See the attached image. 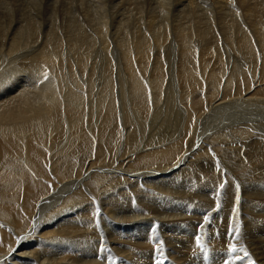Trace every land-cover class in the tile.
I'll return each mask as SVG.
<instances>
[{
  "label": "bare ground",
  "instance_id": "obj_1",
  "mask_svg": "<svg viewBox=\"0 0 264 264\" xmlns=\"http://www.w3.org/2000/svg\"><path fill=\"white\" fill-rule=\"evenodd\" d=\"M144 8L149 20L133 30L132 10ZM131 9L109 0H0V62L10 61L0 68V264H264V0H150ZM54 55L83 72L85 85L74 70L75 86L41 81L64 62ZM96 55L109 77L116 59L125 80L123 126L115 89H97L106 105L89 100L96 69L86 60ZM177 93L185 110L164 104L181 110L177 132L150 136L148 148L127 110L150 111L155 124L163 96ZM219 111L224 131L205 130ZM201 177L210 194L190 183ZM55 201L60 208L43 222ZM64 207L71 210L57 223ZM127 208L140 213L122 215ZM168 228L177 233L165 236Z\"/></svg>",
  "mask_w": 264,
  "mask_h": 264
},
{
  "label": "rangeland",
  "instance_id": "obj_2",
  "mask_svg": "<svg viewBox=\"0 0 264 264\" xmlns=\"http://www.w3.org/2000/svg\"><path fill=\"white\" fill-rule=\"evenodd\" d=\"M109 2L110 3H112V4H116V5H119V6H121V7H126V8H130L131 9V7L135 4H137V5H139V6H142V7H146L147 6V8H148V5L150 4V0H109ZM132 10V9H131ZM145 10H146V8H144L143 9V12H141V13H138V12H136V11H133L132 10V12L134 13V14H136V18L133 20V22H132V27H133V30H134V26H135V24L140 20V19H142V18H146L145 20H149V17L148 16H146L145 15ZM16 14H17V18H22V15H21V13H19V12H15ZM223 29H226V30H228L227 28H223ZM221 45L224 47V45L221 43ZM175 49L176 50H174V60L176 61L177 60V56H178V47H177V44L175 43ZM173 48H174V44H173ZM111 49H112V47H111ZM28 50V49H27ZM26 50V51H27ZM162 52H164V51H162ZM161 52V53H162ZM156 53L157 52H154L153 54H155V55H152V58H151V61H150V63H152V64H154V63H156L157 61L155 60V56H156ZM165 53V52H164ZM118 54V59H119V57H121V59H120V64H121V61H122V58H124V56L121 54V53H117ZM137 55V54H136ZM176 55V56H175ZM199 55H197V56H195V61H196V59H197V63L198 64H200L201 65V63L203 62V63H206V62H204L203 60H201L202 59V53H201V56L200 57H198ZM136 58H139V56H135ZM62 57L60 56V55H54L53 56V62L55 61V60H59V59H61ZM199 58H201V59H199ZM208 59H209V57H207ZM207 58H204V59H206V60H208ZM5 59V61L6 62H3V61H1L0 62V68L3 66V67H5L6 65H8L9 64V58H7V57H5L4 58ZM63 59V58H62ZM113 59V58H112ZM140 59V58H139ZM64 60V59H63ZM73 60H77V58H73ZM116 59H113L112 61H113V71H114V74H113V76L111 77H109V75L108 74H106V73H108V70H106V71H104L103 69H104V61L103 60H100V57H98L97 55L95 56V58H94V60H86V64H87V66L91 69V71L92 70H95L96 69V71H93L94 73H92V75H94V76H92V78L94 79L93 80V82H94V84L96 85L95 87H94V89H96V91L94 90V97H92V99H89V100H91V102L93 103V106L95 107V100H96V98L97 99H99V100H101L103 103H105L104 105H106L108 102H105V99H107V96L106 97H104L103 95H100V93H99V90H97V89H108V87L110 88V87H112L111 89H115V91H116V99H117V107H116V117H117V121H118V124L120 125V126H123L122 124H123V120H122V115L121 114H123L122 113V111H121V109H122V107L125 105V103H123L124 101V95L121 93V91H122V89H125V80H124V78H123V76H122V74H120L119 73V68L117 67V66H115L116 64H115V61ZM154 60V61H153ZM200 60H201V62H200ZM161 61H162V63L164 64V66H165V69L167 70V74L169 73V72H171V74H174L175 72H176V68L174 67V66H172V64L170 63H168L167 62V60H166V58H162L161 59ZM88 62V63H87ZM90 62V63H89ZM68 62L67 61H65L64 60V62L63 63H58V66H57V70L56 69H54V67L52 66V68H51V70H52V72L54 73V77H52L51 76V74L50 73H48V72H50L49 70H47V75H46V79L45 78H43V79H41V81H47L48 79H57V83H62L63 84V86L66 84V83H68V84H71V83H73L74 84V82L73 81H75L74 79H73V77H72V75H71V73H70V71H72V70H74V71H76V74L75 75H77V79L78 80H80L81 82H83V72H78L76 69H72L71 67H68L69 66V64H67ZM103 63V64H102ZM176 64H177V62H176ZM124 62H123V65H121L122 67H124ZM155 66V65H154ZM95 67H97V68H95ZM172 67V68H171ZM206 67V66H205ZM71 68V69H70ZM64 69V70H63ZM171 69V70H170ZM165 70V71H166ZM60 71V72H59ZM64 71V72H63ZM67 71V72H66ZM74 71H72V72H74ZM65 74V76H64V74ZM67 73V74H66ZM70 73V74H69ZM50 74V75H49ZM63 74V75H62ZM88 74V73H87ZM124 74L125 75H127L128 73L126 72V71H124ZM152 74H153V70H152ZM58 75H60V76H58ZM71 75V76H70ZM106 75H107V77H106ZM154 75V74H153ZM51 76V77H50ZM105 76V77H104ZM120 76V77H119ZM60 77V78H59ZM62 77V78H61ZM203 77V76H202ZM48 78V79H47ZM69 78H71V79H69ZM108 78V79H107ZM113 80H112V79ZM62 79V80H61ZM105 79L107 80V81H105ZM115 79V80H114ZM121 79V80H120ZM167 79H169V77L167 76ZM203 80L205 81L206 80V78L205 77H203ZM124 81V83H122ZM107 82V85L105 84ZM109 82V83H108ZM84 83V82H83ZM82 83V84H83ZM112 83V84H111ZM206 83H207V80H206ZM111 86H110V85ZM166 84L168 85V83L166 82ZM219 84V83H218ZM84 85H85V83H84ZM104 85V86H103ZM114 85V86H113ZM220 86H222L223 87V84L221 83V84H219ZM74 86H75V84H74ZM108 86V87H107ZM149 87H152V88H149V89H154L155 87H156V84L152 81V80H150L149 81ZM224 87H225V84H224ZM178 88V87H177ZM67 89V88H66ZM156 89V88H155ZM179 89V88H178ZM178 89H177V92H178ZM204 90V89H203ZM154 91H157V90H154ZM164 91L165 92H163V94H166V92H167V89L166 88H164ZM99 94H98V93ZM97 93V94H96ZM223 93H224V91H223ZM223 93H222V95H223ZM109 94V93H108ZM154 94H155V92H154ZM96 95H98V96H96ZM179 95V93H177V96ZM99 96H100V98H99ZM177 96H174L172 99H169V97H167L166 95H164L163 96V99L165 98V100H163L162 99V102L160 103V105H159V107L161 106V109H163L164 111H163V113H162V115L161 114H159V113H157V118H156V121H155V124H153V122H154V120L152 119L153 118V116H151L152 114H151V112L149 111L145 116H143L141 113H139V112H137L135 109H131V112H130V110H127L128 111V113H129V115L131 116V119H132V121L134 122V125H135V128L136 129H138L139 128V124H140V126H141V129L139 130L140 131V133H141V130H142V134L144 135L143 136V140H142V144H143V142H144V140H146L145 142H144V145H146L147 147H148V142L150 143V139H149V137L151 136V137H153V136H155V137H158V136H161V135H167V134H169V133H171L172 131H176L177 132V130H178V127H179V124L181 123V121L179 120L180 119V115L179 114H181V108H183L184 110L186 109L185 107H186V105L183 107V106H180L179 107V104H181V100H180V98H179V96L177 97ZM166 97H167V99H166ZM180 101H179V100ZM89 100H87V99H85V101H84V106H85V108L87 107V104L89 105V103H91V102H89ZM98 100V101H99ZM101 101L99 102V104H98V106L100 105V103H101ZM166 101L168 102V103H166ZM180 103H179V102ZM165 102V103H164ZM170 103H171V105H170ZM164 104H168V105H170V106H178L179 108L178 109H176L177 107H175V109H173V108H170V109H168L167 110V107L164 105ZM173 104V105H172ZM126 105H128L127 103H126ZM162 105H164L163 107H162ZM122 106V107H121ZM84 108V110H85V114H84V118H82V120L80 121V123H82L83 121V126H84V128H85V126L87 125V123L85 124V120L87 119V118H89L90 117V114L89 113H87V109H85ZM118 109V110H117ZM120 109V110H119ZM136 112H135V111ZM166 110H167V112L168 113H171L172 112V110H173V112H172V114H170V115H168V113L166 112ZM171 110V111H170ZM174 110L176 111V112H174ZM178 110H179V112H178ZM217 110V109H216ZM121 111V112H120ZM90 112V111H89ZM191 112L193 113L194 112V109H191ZM167 114V115H165V114ZM223 114V112L222 111H219V112H217V113H215V114H213V115H211V116H209V118H207L206 120H208V123H207V121H204L203 123H202V125L206 128L205 130H207V129H209V128H213V127H215V130H216V132H217V134H221L224 130H223V128H224V124H225V119L223 118L225 115H222ZM138 114V115H137ZM175 114V117L174 118H176L177 117V119H178V115H179V121H178V123H175V119H172L173 118V115ZM177 114V115H176ZM195 114H196V111H195ZM87 115H89V116H87ZM165 115V116H164ZM168 116V117H167ZM142 117V118H141ZM164 117V118H163ZM171 117V119L172 120H174V121H172L171 119H169ZM65 119H66V117H64ZM63 118V121H65V122H63L64 124L66 123V126H65V130H64V135H66L67 134V132H69V130H68V127H67V122H66V120ZM163 118V119H162ZM169 120H168V119ZM187 118V117H186ZM199 118V117H198ZM200 118L201 119H203L204 118V115L203 116H200ZM221 118H222V120H221ZM161 119V120H160ZM165 119V120H164ZM200 119V121H203V120H201ZM137 120V121H136ZM142 120V121H141ZM164 122H163V121ZM171 120V121H170ZM168 123H170V125H168ZM144 124V125H143ZM164 124V125H163ZM167 124V125H166ZM198 123H197V121H196V125H197ZM210 124V125H209ZM89 126V125H88ZM127 127H128V130H130V128H131V125L130 124H127ZM61 128H62V126H61ZM49 131H51V128H49V130H48V132ZM144 131V132H143ZM191 131V129H189V132ZM48 132L46 133V132H44V133H46V134H48ZM215 132V131H214ZM45 135V134H44ZM178 135H180L179 134V132L175 135V136H178ZM51 137H53L54 138V135L53 136H51ZM147 137H148V139H147ZM64 139H66V136H64ZM63 138L60 140V142L59 143H57L56 145H54L53 147H54V150L56 149L57 150V148L59 147V144L60 143H62L63 141ZM49 141V140H48ZM54 141V140H53ZM62 141V142H61ZM122 143L123 142H125V141H121ZM138 142H140V141H138ZM138 142H136L137 144H138ZM146 143V144H145ZM129 144V143H128ZM141 144V145H142ZM123 145V144H122ZM121 145V146H122ZM141 145H140V147H141ZM120 146V147H121ZM145 146V147H146ZM131 145L128 147L127 145H126V149L127 150H129V149H131ZM146 147V148H147ZM150 147H152V146H149L148 148H150ZM164 146H159V147H156V148H152L151 150H157L158 148V150H161L162 148H163ZM181 147V142H177V143H175L174 144V146L172 147V149L170 150V152L168 153V155H167V159H168V161H171V159H172V157H173V154L175 153V152H177V150L179 149ZM213 147L214 146H212V149H210L211 151H212V153H215V147H214V149H213ZM161 148V149H160ZM62 149V148H61ZM219 149V148H218ZM119 150H121V148H119ZM148 150H150V149H148ZM125 151V149H123V152ZM144 150H142V151H138L137 153H138V155L139 154H143V153H146L147 152V150L146 151H144ZM141 152V153H140ZM218 153V152H217ZM140 156V155H139ZM245 155H243V153H242V155H241V157H242V160H244V157ZM218 165H220V167H222V165L220 164V163H218ZM145 165H144V163H143V161H141V160H138L137 162H136V164H135V167H139V168H142V167H144ZM107 168H109V167H107ZM95 170H93L92 172H94ZM95 172H97V171H95ZM104 174V173H103ZM170 175H171V173H170ZM156 178L157 177H152L151 179L152 180H156ZM150 179V180H151ZM207 178H205V177H201V178H198V179H196L195 181H193V182H190L191 184H193V185H195V186H198V187H204V189L202 190V194H210V191L209 190H207V189H205V188H207V187H209V185L207 184V183H205V180H206ZM185 182H183V183H181V185L182 184H184ZM80 183H78V185H79ZM49 189V186L48 185H43L41 188H40V191H41V194L42 193H44V192H46L47 190ZM76 190H79L78 188L76 189ZM83 193H84V197L85 196H87L88 197V195H90L89 193H88V195H86V193L84 192V191H82ZM91 196V195H90ZM95 202V201H94ZM55 203L57 204V202L55 201L54 203H52V204H50V205H47L46 204V208L44 207V209L46 210L44 213H43V222H45V221H47V220H51L52 218H53V216L52 217H50L51 216V214H55V212L54 211H56L55 209H58L57 207H59L60 208V206H59V204H58V206L56 205L55 206ZM96 203V202H95ZM48 206V207H47ZM54 206V207H53ZM51 208V209H50ZM55 208V209H54ZM68 208V209H67ZM65 210H67V211H70L71 209H70V207H64V209H63V213L62 212H56V214H61L59 217L57 216L56 218H55V220L54 221H56L57 223H62L61 222V218H64V213L65 212H67V211H65ZM137 209H130V208H127L126 209V211L128 212H123L122 213V215L124 214V213H126V214H138V213H140V211L138 210V211H136ZM47 211H49V212H47ZM53 211V212H52ZM137 212V213H136ZM48 214L46 217H45V215L46 214ZM48 217V218H47ZM50 217V218H49ZM54 221L52 222V223H54ZM49 229V228H48ZM177 232H176V230H174V229H170L169 230V228L168 229H165L164 230V235L165 236H173V235H175ZM255 236H257V234H255ZM206 243L207 244H212L213 243V238L212 239H210V240H208V241H206ZM176 247H177V245H176ZM177 249H179V247H177ZM15 264V263H14ZM22 264H24V263H22Z\"/></svg>",
  "mask_w": 264,
  "mask_h": 264
},
{
  "label": "snow or ice",
  "instance_id": "obj_3",
  "mask_svg": "<svg viewBox=\"0 0 264 264\" xmlns=\"http://www.w3.org/2000/svg\"><path fill=\"white\" fill-rule=\"evenodd\" d=\"M196 243H197V246H200V244H199V241H198V240H197V242H196ZM232 251H233V252H235V251H236V249H235V248H233V249H232Z\"/></svg>",
  "mask_w": 264,
  "mask_h": 264
}]
</instances>
